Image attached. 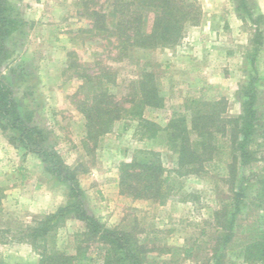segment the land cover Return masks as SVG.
Masks as SVG:
<instances>
[{
	"label": "rangeland",
	"instance_id": "obj_1",
	"mask_svg": "<svg viewBox=\"0 0 264 264\" xmlns=\"http://www.w3.org/2000/svg\"><path fill=\"white\" fill-rule=\"evenodd\" d=\"M247 1L254 14L264 16V0ZM8 2L24 21L25 33L9 38L1 71L12 86L22 117L38 124L45 141L61 154L65 164L76 168L87 212L107 227H119L137 237L145 245L143 264H163L170 258L167 264H206L220 234L215 212L231 195L230 158L210 163L200 175L178 177L163 204L120 193V163L149 149L158 151L164 167L171 170L176 155L166 146L163 130L154 139L142 138L137 120L129 115L115 120L110 131L97 140L88 141L85 119L76 102L85 98L92 86L82 87L84 81L78 74L101 69L110 72L115 81L109 92L121 101L127 97L131 80L142 71L151 72L163 106L146 109L144 116L160 127L172 113L186 114L183 108L191 99L222 98L227 115L239 114L242 87L250 78L254 79L256 106L262 112L264 39L252 67L253 27L246 15L234 0H198L202 20L189 26L177 45L132 48L117 59L113 39L94 28L102 15L110 21L112 0ZM21 72H27L28 77L20 76ZM123 106L129 109L131 104ZM10 134L0 129V257L3 264H40L31 244L19 238L25 235L27 225L64 204L68 189L45 170L39 156L10 143ZM249 212L245 210L239 225L253 221L255 212ZM84 230L83 222L66 218L56 229L55 246L74 253L81 244L87 247V258L77 264H101L103 246L88 239L82 242ZM243 241L244 235L237 232L226 257L241 260L237 254ZM184 246H193L192 254L180 253L173 259L172 248Z\"/></svg>",
	"mask_w": 264,
	"mask_h": 264
},
{
	"label": "trees",
	"instance_id": "obj_2",
	"mask_svg": "<svg viewBox=\"0 0 264 264\" xmlns=\"http://www.w3.org/2000/svg\"><path fill=\"white\" fill-rule=\"evenodd\" d=\"M234 2L253 27V50L249 54L253 67L264 39V16L254 14L247 0ZM108 16L109 22L102 15L100 24L94 28L113 39L116 58L121 59L132 48L177 45L189 26L201 22L202 10L198 0H112ZM23 23L15 6L8 0H0V129L11 132L10 143L39 156L45 170L66 185L68 200L27 225L25 235L19 240L31 244L39 255L40 264H77L87 258V247L78 244L74 253H67L58 249L54 241L56 229L66 218L73 217L84 223L82 242L88 239L103 246L101 264H143L145 245L130 231L107 227L87 212L76 168L65 164L61 154L45 141L43 129L24 119L19 111L12 86L1 68L6 43L9 38L25 33ZM20 76L28 77V74L21 72ZM78 76L84 81L82 87L92 86V91L76 102L85 119L88 141L97 140L110 131L115 120L129 115L137 120V133L142 138L154 139L163 130L166 146L176 155L175 167L171 170L164 167L158 151L149 149L120 163V193L133 199H155L163 204L173 193L178 177L200 175L210 163L229 157L227 175L231 195L215 212L220 234L206 264H264V111L256 106L254 79L250 78L242 87L239 114L227 115L222 98L191 99L183 108L186 114L174 112L165 126L160 127L144 116L146 109L163 106L151 72L142 71L137 79L131 80L127 97L121 101L112 98L109 92V85L115 81L110 72L101 69L94 73L81 72ZM125 102L131 104L129 109L123 106ZM247 209L256 216L250 224L241 226L239 218ZM237 232L244 235L237 254L241 260L226 257V250ZM193 250V246L173 247L172 258L180 253L189 256ZM170 261L171 258L162 263ZM0 264H3L1 257Z\"/></svg>",
	"mask_w": 264,
	"mask_h": 264
}]
</instances>
